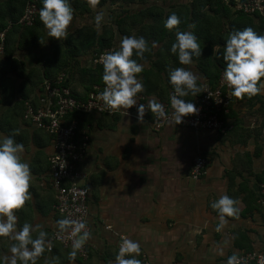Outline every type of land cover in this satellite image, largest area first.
Here are the masks:
<instances>
[{"label": "crops", "instance_id": "obj_1", "mask_svg": "<svg viewBox=\"0 0 264 264\" xmlns=\"http://www.w3.org/2000/svg\"><path fill=\"white\" fill-rule=\"evenodd\" d=\"M191 2L154 1L163 9V14L159 15L162 24L169 13L175 12L180 17L177 27L182 25V31L194 32L192 22L184 26L183 14L193 10ZM183 5L189 9L182 8ZM112 7L105 3L83 10L72 4L73 20L66 38L60 40L49 37L38 18L37 24L31 28L15 29L10 34L9 52L0 59V134L9 135L12 129L18 130L14 139L23 144L21 158L31 169L30 198L22 209L14 210L17 223L41 224L49 237L58 218L49 177L52 141L46 132L23 119V103L26 100L36 103L43 92L44 81H52L61 74L64 75V85L74 97H85L89 75L85 77L82 68L97 66L91 63L93 50L86 48V41L80 35L89 34L90 26L95 28L96 34L101 33L103 22L96 27L91 18L97 12L108 14ZM154 16L157 18L158 14ZM147 21L152 24V19ZM161 23L158 19L159 27ZM132 28L129 35L143 36L149 48L144 58L138 59L143 71L137 76L144 85V91L138 93V97L167 102L172 93L167 70L172 67L189 68L199 76L200 88L203 83L212 84L217 80L219 66L214 56L221 46L217 42L203 43L198 39L201 56L193 57L190 65H179L174 54L167 57L159 51L161 47H170L175 38L173 32V39L161 37L158 28V32L145 37L137 32V26ZM123 35L127 34L114 29V41L108 47L115 50ZM58 62L70 65L66 73L56 68ZM44 68L50 71L52 78H44ZM67 79L68 84H65ZM198 94L200 92L184 99L194 103ZM83 118L90 126V142L79 164L78 181L90 189L87 221L91 236L88 241L96 245L100 255L112 258L115 253L112 230L138 240L152 264L160 260L161 254L167 253L171 246L179 248L177 254L186 264H214L218 261L223 264L233 252L264 251V211L256 199L257 177L264 171V145L255 143L253 148L246 145L255 135L251 126L242 122L251 136L240 143V136L231 131L223 134L211 129L193 130L172 124L155 129L148 111L143 122L138 123L135 105L131 115L83 114ZM232 135L234 143L231 147L227 139ZM240 146L245 149L241 151ZM256 148H260L259 151ZM198 153L206 158L208 173L194 180L189 172L190 157ZM222 192L237 199L240 213L238 217H227V223L217 232L218 218L209 202ZM105 225H110L112 230ZM11 243L6 237L0 238V257L9 254L7 249ZM205 252L209 253L208 258L202 256ZM44 256L46 250L36 264L43 262ZM210 258L214 261H208Z\"/></svg>", "mask_w": 264, "mask_h": 264}, {"label": "clouds", "instance_id": "obj_2", "mask_svg": "<svg viewBox=\"0 0 264 264\" xmlns=\"http://www.w3.org/2000/svg\"><path fill=\"white\" fill-rule=\"evenodd\" d=\"M99 2L86 0L93 9ZM40 4L39 20L47 30V35L59 40L66 38L68 26L73 20L71 0H40ZM103 15V12H97L93 17L96 27L100 26ZM179 24L180 17L175 12L169 13L163 21L165 29L175 30V38L168 51L176 56L179 65H190L193 57L201 56L202 49L196 34L179 30ZM223 40V49L217 50V59L223 61L222 79L231 89L232 95L240 98L258 94L264 87V34L257 33L251 26H244L230 31ZM147 51L148 42L143 36L123 35L115 50L106 51L99 58L104 88L97 94L98 98L109 110L128 109L135 105L138 123L143 122L146 111L157 118L167 117L164 105L156 99L137 104V94L144 91V85L137 76L143 71L138 59L142 60ZM198 80L199 76L186 67L177 66L167 70V82L172 86L168 100L175 124L181 123L184 116L199 111L191 100L184 99L189 95L196 96L201 91ZM18 134L16 129H12L9 135L0 134V238L6 237L12 241L7 249L9 254L0 257V264H36L45 250H51L52 247L51 237L43 230V225L17 223L18 217L14 210L22 209L30 198L31 180L29 164L21 158L24 146L14 139ZM59 166L63 169L64 163ZM80 195L85 193L81 191ZM237 204V199L226 192L209 202V207L218 218L215 226L217 232L223 229L227 217L239 216ZM55 226L58 239L61 233H66L71 241L68 260L69 264H73L77 252L91 236L86 230V221L62 216L55 220ZM140 254V242L121 234L118 249L108 264H142L137 258ZM224 264H241V258L233 252Z\"/></svg>", "mask_w": 264, "mask_h": 264}, {"label": "built area", "instance_id": "obj_3", "mask_svg": "<svg viewBox=\"0 0 264 264\" xmlns=\"http://www.w3.org/2000/svg\"><path fill=\"white\" fill-rule=\"evenodd\" d=\"M234 8L246 14L256 13L264 19V0H236ZM36 13V0L27 1L19 18V23L31 25ZM4 38L5 33L2 30L0 31V56L4 52ZM110 50H114L113 47H106L93 52L91 56L92 65L102 68L99 58L102 53ZM222 72L223 70L219 72L214 86L207 82L202 84L201 95L194 101L199 109L197 113L188 114L183 117L181 123L175 124L172 122V110L168 100L162 103L167 113L166 118H157L149 112L152 126L159 129L166 124H172L193 130L211 129L223 134L231 131L233 129L232 121L229 118L224 119L223 116L229 113L233 95L231 89L222 79ZM63 81V74L52 81L45 80L43 92L38 97L37 102L24 101L22 117L46 132L51 138L53 152L49 156V177L54 191L55 201L53 207L58 218L69 216L71 219H83L87 224L86 230L90 232L87 221L89 212L87 199L90 189L78 181L80 176L79 164L85 157L90 142V126L88 123L81 126V122L77 118L68 120V115L77 112L83 114L131 115L133 106L120 110L107 109L97 95L104 88L103 81L101 84H94L86 92L83 99L74 97L69 87L63 84ZM136 99L139 104L148 101L140 95ZM63 163L64 168L61 169L59 164ZM189 172L194 180L205 176L208 173L206 158L199 153L195 154ZM81 191L85 195L81 196ZM257 203L264 211V181L258 183ZM105 228L112 230L110 225H105ZM112 233L116 252L120 235L124 233L113 230ZM51 241L58 242L66 248L71 245L66 233H61L60 238H57L56 227L52 231ZM86 245L87 242L78 251V254L83 258L87 257ZM237 255L241 258V264H264V251L244 250L237 253ZM137 258L142 261V264H151L147 253L143 250Z\"/></svg>", "mask_w": 264, "mask_h": 264}, {"label": "trees", "instance_id": "obj_4", "mask_svg": "<svg viewBox=\"0 0 264 264\" xmlns=\"http://www.w3.org/2000/svg\"><path fill=\"white\" fill-rule=\"evenodd\" d=\"M27 1L29 0H0V31L4 30L5 33L4 53L0 56V59L4 57V54H7L9 52V36L15 29L31 28L33 25L37 24L39 18L38 9L41 7L40 0H36L37 13L33 23L31 25H23L19 23V18L23 13ZM139 1L140 0H100L97 6L104 5L105 3L113 5L110 13H108V18H110L108 20L109 24H107L106 26L103 25V30L99 34H96L97 32L93 26H90L89 34L83 33L85 35H80L81 39L83 36V40L86 41V48H91L93 52H95L105 47L111 46L112 41H114V29H117L120 33L129 35L130 31L133 29L132 27L134 26H137V32L141 35H144L145 37H148V35H152L155 32L159 31L158 33L161 34V37L168 36L169 38L173 39V33H167V29H165L163 27V24L161 23L159 15L163 14V9H161L160 5H155L154 1L156 0H153L152 2H149V0H141L142 5L137 9V11L129 12L127 10V7L130 5V3H139ZM116 2H119L117 6L114 5L116 4ZM235 2L236 0H192L190 6H192L193 10L189 9L187 6H182V8L189 9L191 12H189V10L186 11L185 14H183L182 11L179 10H177L176 12H180L183 14L185 18L184 26H186L188 22H192L194 24L193 31L197 34V37L200 41H202L203 43L209 42L210 44L217 42L221 45L219 47V50L222 51L224 43L223 39L226 38L224 33H228V31L230 32L236 28H242L244 26H251L257 33L264 34V19L256 13L246 14L241 11H237L236 9H234ZM71 3L74 4L76 8L90 10V7L88 3H86V0H71ZM79 6H81V8ZM118 7L121 11L113 16V18H111L110 14L114 12ZM156 9H159V11L155 12ZM154 14H158L157 18H155ZM144 15L149 16V18L145 17ZM146 18L152 19V24H148ZM158 19L162 24V26L160 25V27L157 25ZM123 25H126L127 28L124 29V27H122ZM201 28H203L204 30H200ZM199 35H202L203 38H201ZM214 57L216 59L215 61H217V53ZM218 66V72L223 70L222 60H218ZM69 67L70 65L64 64L62 62H58L56 64V68L65 71V73ZM82 69L81 70L84 71L82 73L85 77L89 75L86 91L90 90L94 84H101L102 68L100 66L92 69ZM49 73L50 71L48 69H43L44 78H52ZM262 80H264V78H262ZM68 81L69 80L67 79L65 81V84H68ZM215 84L216 81L212 82V84L210 85L214 86ZM200 95L201 91L200 94H198V97ZM233 100L237 102L247 101L250 105L259 103L260 105L258 109H264V97L260 94V92L251 97L247 95H244L240 98L233 96ZM223 117L224 119H232L231 121L233 124V129L231 130V133H235L240 136V143L246 142L247 136H251V132L246 131V128L242 126L243 121L238 117L237 113L232 107V104L229 107V113ZM74 118H77L79 122H81V126L87 123L85 120H83L84 118L82 113L77 112L70 113L68 115V120ZM255 135H257V133ZM259 149L260 148H256V151H259ZM263 175L264 171L257 177L258 182L264 181ZM241 214L244 215L245 212H241ZM51 243V250L46 249V256L43 257V262H41L40 264H69L68 252L71 249L63 247L58 242L51 241ZM86 246L87 257L84 259L77 252L73 264H101V262L102 264H108V262L113 258V255L112 258H108L106 255H100L99 250L92 248L90 244H87Z\"/></svg>", "mask_w": 264, "mask_h": 264}, {"label": "rangeland", "instance_id": "obj_5", "mask_svg": "<svg viewBox=\"0 0 264 264\" xmlns=\"http://www.w3.org/2000/svg\"><path fill=\"white\" fill-rule=\"evenodd\" d=\"M160 1L161 0H158V3ZM118 4H119V2H116V4H114V5L117 6ZM141 5H142L141 0L139 1V3L138 2L132 3V4L130 3V5L127 7V10L129 12L137 11V8ZM155 5H157V4L155 3ZM120 11L121 10L118 7L114 12H112L110 14L111 18H113V16H115ZM109 13H110V11H109ZM108 16H109V14L104 13L103 20L101 21L103 23L101 25L106 26L107 24H109V23H106L110 19V18H108ZM144 16L149 18V16H147V15H144ZM147 18H146V20H148ZM91 21L93 22V17L91 18ZM93 24H94V22H93ZM122 27H124V29L127 28L126 25H123ZM178 28H179V30L182 31V25L179 26ZM200 30H204V29L201 28ZM131 31H133V30H131ZM169 32H173L175 34V30H172V31L167 30V33H169ZM228 33H229V31H228ZM228 33H224L225 37H227ZM199 36L201 38H203L202 35H199ZM168 49H169V47L164 46V47L159 48V51L162 52V56L170 57V56H172V54L168 51ZM260 94L264 97L263 87L260 91ZM232 104H234V106L233 105L232 106L237 110L238 117L241 118V120L243 122H245L246 125L251 126L250 130L254 134L257 133V135L253 136V139L251 138L247 141L248 143L246 145L247 146L250 145V148H253L255 143H257L258 145H264V109H258L259 105H260L259 103L250 105V104H248L247 101L246 102L245 101L244 102H237L235 100H232ZM226 134H228V132ZM233 136L234 135H232L231 138L227 139V140H229L231 147H232V144L234 143L231 140L232 138H234ZM238 149H241V151H242L245 149V147L240 146V147H238ZM193 156L194 155H191V157H190L191 164H192ZM190 167H191V165H190ZM115 232H117V231L115 230ZM112 235H113V233H112ZM87 244L88 245L90 244L92 246V248L96 249V245H94L92 242L88 241ZM177 253H179V248L176 246H174V247L171 246L170 248H168V252L161 254V259L160 260L157 259V262L153 261V264H186L185 261H184V263H182L181 258H180V254L178 255ZM208 254H206V252H205L202 256L205 255L208 258ZM208 261L213 262L214 260H212V258H210V259H208ZM217 263L221 264L222 262L220 263L218 261ZM217 263H214V264H217ZM151 264H152V262H151Z\"/></svg>", "mask_w": 264, "mask_h": 264}]
</instances>
